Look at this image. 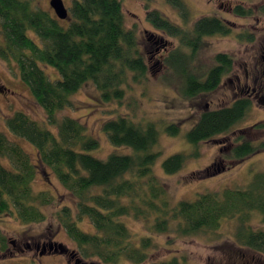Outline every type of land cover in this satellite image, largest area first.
I'll return each instance as SVG.
<instances>
[{"label":"trees","instance_id":"trees-1","mask_svg":"<svg viewBox=\"0 0 264 264\" xmlns=\"http://www.w3.org/2000/svg\"><path fill=\"white\" fill-rule=\"evenodd\" d=\"M168 2L180 12L184 25L146 5L152 26L178 40L166 53L168 47H164L157 63L151 65L141 47L137 25H127L122 0H72L66 19L35 6L33 0H0V57L17 63L22 80L46 113V121L40 122L26 111L17 110L6 119L7 127L37 147L39 163L51 167L75 196V208L63 206L58 217L76 242L82 262L97 259L103 264H145L151 260L150 250L157 247L152 235L175 232L178 236L210 235L220 240L219 230L225 219L236 218L233 243L213 264H264V229L253 224L257 214L264 223V172L256 173L245 186L202 192L195 199L173 202L167 185L154 172L161 154L156 149L161 130L155 122L136 121L130 114L107 118L102 128L110 142L116 147L132 148L133 152L113 151L100 158L91 154L100 147V140L88 132L85 123L73 116H59L72 103L73 94L88 82L97 86L104 101L122 104L132 82H145L157 65L163 66L162 79L188 100L219 89L234 71L235 59L228 52L218 51L202 61V53L211 38L234 34L235 22L218 14L191 20L184 0ZM258 12L264 15V2ZM232 13L252 17L257 12L240 3L232 7ZM157 34L149 30L146 39L164 45L167 40ZM238 38L253 41L254 35L240 32ZM43 65L54 67L59 78L52 79ZM252 105L247 95L218 108L208 103L187 133L188 141L198 146L231 133L245 120ZM165 130L176 135L181 127L170 123ZM261 152L264 142L241 134L225 158L243 162ZM199 154L198 149L189 154L175 153L164 160L163 167L174 174L191 156ZM0 157L11 162L8 166L0 160V215L12 214L28 224L45 221V207L54 203L55 196L35 189L39 164L1 128ZM214 166L207 169V174ZM127 217L146 221L151 235L137 243ZM84 218L90 219L97 232L80 227L78 222ZM58 246L66 250L64 245ZM10 253V239L0 225V256ZM152 264L193 263L187 254H175Z\"/></svg>","mask_w":264,"mask_h":264},{"label":"rangeland","instance_id":"rangeland-1","mask_svg":"<svg viewBox=\"0 0 264 264\" xmlns=\"http://www.w3.org/2000/svg\"><path fill=\"white\" fill-rule=\"evenodd\" d=\"M190 9L191 20L202 15L218 14L234 21L236 31L230 36H215L210 39L209 47L203 51L202 61H208L218 52L230 53L235 59L234 71L225 77L222 85L215 92L199 99L188 100L183 97L174 85L162 79L163 66L157 65L151 69L149 78L140 84L132 82V89L127 98L120 104L117 101L106 102L101 92L93 82L86 83L72 96V103L59 113L60 117L73 116L85 123L88 132L100 140V147L91 154L106 158L113 151L132 153L129 147L114 146L102 128L103 122L110 117L120 114H130L136 121H153L161 135L156 149L161 154L154 166V172L167 185L169 197L173 202L182 199H195L199 193L218 191L227 187L247 185L254 175L264 172V152L248 157L243 162L225 158L226 152L234 146L235 138L239 135L252 138L257 142H264V15L258 12V7L264 0H184ZM35 6L55 13L52 0H33ZM67 8L72 0H64ZM129 27L137 25V33L142 42V49L149 58V63H157L161 53L172 49V44L178 40L157 31L147 18L146 5L158 8L174 22L184 25L180 12L168 0H122ZM243 3L253 7L256 15L252 17H238L232 13V7ZM155 31L166 39L168 43H152L146 39L147 32ZM250 32L254 40H241L238 33ZM155 34V33H153ZM170 41V42H169ZM150 56V57H149ZM47 74L52 78H59L58 71L49 65H43ZM243 95L252 98V108L241 123L229 134L216 136V140H209L194 146L187 139V133L197 122L202 107L209 103L212 108L230 105ZM17 110L26 111L33 119L46 121L45 110L35 100L29 86L22 80L20 69L16 62L6 61L0 57V128L13 140L20 143L30 153L33 161L38 165V173L34 181L37 191L46 190L55 196V201L45 207L47 219L39 223H23L14 215H0V225L8 234L13 253L0 256V264H103L100 260L91 259L82 262L76 242L68 235L61 224L58 211L65 205L75 208V196L59 180L51 167L39 163V153L36 146L29 141L14 135L7 127L6 119ZM170 123H177L181 127L179 134L171 135L165 129ZM49 126V125H48ZM55 129L54 126H49ZM225 148V149H224ZM196 149L198 156H191L182 169L174 174H168L163 162L169 156L178 153H192ZM0 160L11 166L9 159ZM211 174L207 169L211 166ZM126 222L138 243L143 236L151 235L149 224L144 220L127 217ZM85 231L97 232L89 218L78 222ZM253 224L256 228H263L261 216L257 214ZM238 220L225 219L220 232L222 238L216 240L210 235L178 236L175 232L154 234L157 245L152 248L151 260L167 259L172 255L187 254L193 264H213L225 255L224 248L233 243V236ZM48 244H52L49 247ZM58 244L64 245L61 250ZM224 259V258H223ZM80 260V262H79ZM124 264H133L124 261Z\"/></svg>","mask_w":264,"mask_h":264},{"label":"water","instance_id":"water-1","mask_svg":"<svg viewBox=\"0 0 264 264\" xmlns=\"http://www.w3.org/2000/svg\"><path fill=\"white\" fill-rule=\"evenodd\" d=\"M52 7L59 18L66 19L69 16V10L64 0H52Z\"/></svg>","mask_w":264,"mask_h":264}]
</instances>
